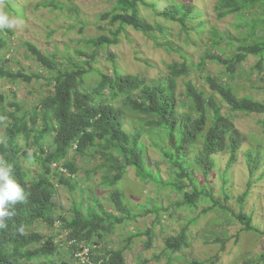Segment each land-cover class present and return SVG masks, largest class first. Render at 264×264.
I'll return each instance as SVG.
<instances>
[{
    "label": "trees",
    "instance_id": "1",
    "mask_svg": "<svg viewBox=\"0 0 264 264\" xmlns=\"http://www.w3.org/2000/svg\"><path fill=\"white\" fill-rule=\"evenodd\" d=\"M138 5L155 8L154 3L147 4L145 0H117L110 11L103 13L101 19L107 21L108 26L113 29L108 28L106 35L101 33L81 41L90 48V51L86 53L83 50H74V55L82 58L80 63H76L73 57L67 55L61 58L65 66L59 68L55 55L47 57L34 45L25 44L29 54L51 74L44 80L52 90L38 102L29 115L17 116L15 111L6 113L10 123L5 129L3 140L0 141V156L11 165L13 178L29 196L27 203L16 206V215L8 221V227L0 230V264H43L57 254L59 247H65L59 246L55 241L57 233L44 236L26 232V229L35 223H42L54 229L56 219L60 220V230L68 231L66 240L74 239L76 242L72 247H65L70 256L72 250L79 244L89 243L99 247L93 249L97 254L96 259L103 258L105 264H125L123 249L112 250L100 242L116 226L145 215L144 211L132 213L123 199L122 192L116 189L127 169H133L135 177L141 182L153 183L180 193L182 199L174 204L175 209L184 207L193 210L200 199L204 198L207 201L209 199V208L203 211L219 209L229 212L243 226L244 231L260 233L258 228L253 226L251 216L242 210L233 213L224 205L230 198L223 190L226 185L223 180L224 174L220 175L222 202L213 198L210 192L206 193L203 188H197L195 185L190 169V155L197 142L200 141L201 145L192 155V163L200 171L202 179L206 180L216 168L213 156L224 150L229 154L225 171L234 165L242 138L231 119L221 112L215 98L213 96L206 98L204 93L197 90L189 81L185 83L186 100L179 105L176 79L185 75L188 70L186 65L180 68L172 65L170 75L164 82L152 84L144 78L120 72L114 64L110 74L96 71L92 67L101 50L118 43L125 27L142 33L148 40L157 44L154 32L162 33L164 29L158 24L151 26L146 23L139 16ZM49 6L53 9L59 8L54 1ZM213 12L219 20L227 16H236L239 19L237 28L243 36L241 34L237 38L239 44L231 56L208 54L200 60V64L210 60L221 65L226 74L233 75L247 56H254L258 58L254 70L262 72L264 0H216ZM156 14L185 28L186 19L192 16L193 9L185 4H171ZM104 29L106 28H101ZM221 40L224 39L218 34L215 38L209 39L215 49ZM5 47L6 42L0 36V49ZM106 55L112 58L111 54ZM93 71L97 72L98 80L91 90H87L83 87L81 78ZM5 77L27 82L32 78L36 80L42 78L38 74L30 76L20 72L10 74L2 68L0 61V79ZM204 81L212 94L218 95L221 102L228 107L230 113L264 116V103L249 97H236L230 86L219 83L213 77L206 76ZM120 98L123 106L146 119L144 126L127 130L123 107L114 105ZM9 106L16 107V103L11 102ZM262 122L264 123V120ZM146 127L161 132L166 139L167 146L156 142L154 148L171 168L173 180L170 182L163 181L157 173H152L146 168L145 144L141 140ZM18 137H22L24 145L31 149L30 154L18 146ZM46 139H49L47 145ZM69 151L73 154L68 160ZM244 156L248 175L245 191L236 198L240 206L252 185L262 176L255 177L262 164L261 150L257 149L255 152L248 150ZM78 157L95 158L90 172L101 173L100 184L110 190L109 197L114 213L104 211L99 203L92 199L93 207H86L84 211L78 204L72 208L70 217L55 215L57 187L63 186L70 191L76 189L72 176L77 171L75 159ZM19 158L36 163L39 168L31 181H27V172L21 166ZM59 163L62 164L64 172H53L52 165ZM52 175L57 177L56 182L53 181ZM184 180L189 186L185 187ZM157 210L156 208L149 212L157 214ZM21 225L23 232L18 230ZM186 232L187 225L177 235L164 238L161 254L178 253L187 247ZM139 236H146L145 248H150L153 239L152 228L130 234L127 242ZM166 264L171 262L167 261ZM189 264L204 263L192 260ZM208 264H212V259Z\"/></svg>",
    "mask_w": 264,
    "mask_h": 264
},
{
    "label": "rangeland",
    "instance_id": "2",
    "mask_svg": "<svg viewBox=\"0 0 264 264\" xmlns=\"http://www.w3.org/2000/svg\"><path fill=\"white\" fill-rule=\"evenodd\" d=\"M52 1L56 2L59 8L50 7ZM145 1L147 4L154 3L155 8L138 5L139 16L151 26L158 24L164 29L162 33L154 32L157 44L148 40L142 33L125 27L118 43L101 50L92 67L96 71L110 74L114 64L120 72L144 78L152 84L164 82L170 75L172 65L176 68L186 65L188 70L185 75L176 79L179 105L186 100L185 83L189 81L197 90L202 91L206 98H215L221 112L231 119L242 138L234 165L225 171L229 154L224 150L213 156L216 168L206 180L202 179L200 171L192 163V155L201 145L200 141L197 142L190 155V169L195 185L197 188H203L206 193L210 192L213 198L222 202L220 175L224 174L226 185L223 190L230 196L224 205L233 213L242 210L251 216L253 226L258 228L260 233L244 231L243 226L229 212L219 209L203 211L209 208V199H200L193 210L184 207L175 209L174 204L182 199L180 193L153 183L141 182L135 177L133 169H127L116 189L122 192L123 199L132 213L144 211L145 215L116 226L100 243L112 250L123 249L125 264H138L143 261L147 264H166L167 261L171 264H189L192 260L208 264L211 259L212 264H264V116L230 113L228 107L221 102L218 95L212 94L204 81L206 76L213 77L219 83L230 86L236 97H249L264 103V59L262 72L254 70L258 58L247 56L233 75L226 74L221 65L210 60L200 64V60L208 54L229 57L235 52V47L239 44L237 38L241 34L243 36L237 28L239 19L233 15L217 19L213 12L216 0ZM116 2L117 0H0V9L18 21L14 27L0 29V36L6 42V47L0 49L2 68L10 74L20 72L26 76L38 74L42 77L39 80L32 78L29 82L13 80L10 77L0 79V116L7 118L0 123V141L3 140L5 129L10 123V118L6 116L9 112L15 111L17 116L29 115L38 102L52 90L44 80L51 74L29 54L25 44L34 45L47 57L55 55L59 68L65 66L61 58L67 55L73 57L76 63H80L82 58H77L74 50L89 53L90 48L81 41L101 33L106 35L108 28L113 29L108 26L107 21L101 19V15L110 11ZM171 4H185L193 9L192 16L186 19L185 28L157 16V12ZM102 27L106 29L101 30ZM216 34L224 39L219 41L217 49L213 48L209 41L215 38ZM106 53L111 54L112 58ZM96 71L81 78L85 89L91 90L97 82ZM121 100L122 98L118 99L114 105L123 107L127 130L144 126L146 119L123 106ZM11 102L16 103L17 108L9 106ZM141 140L145 144L146 168L152 173H157L163 181H172L171 168L154 148L156 142L167 146L163 134L146 127ZM48 141L49 139L45 140L46 145ZM17 142L22 150L31 153V149L24 145L22 137H18ZM257 149L261 150L262 164L255 177L262 176L252 185L240 206L236 198L245 191L248 175L244 153L248 150L255 152ZM72 154V151H69L68 160L72 158ZM19 162L27 172V181H31L39 171L36 163L23 158H19ZM75 163L77 171L72 179L76 189L70 191L63 186L57 187L55 215L70 217L72 208L78 204L84 211L86 207H93L92 199H95L104 211L114 213L109 197L110 190L100 184L101 173L90 172L95 158L78 157ZM52 166L53 172H64L61 163ZM52 178L57 181L56 176L52 175ZM183 183L185 187L189 186L185 180ZM188 189L189 187L186 188ZM156 208L157 214L149 212ZM186 225L187 247L178 253L161 254L164 238L177 235ZM148 228H152L153 233L150 248H145L146 236L132 238L127 242L130 234ZM26 232L44 236L58 234L53 228L42 223H35L26 229ZM43 264H71L70 253L67 248L59 247L57 254Z\"/></svg>",
    "mask_w": 264,
    "mask_h": 264
},
{
    "label": "clouds",
    "instance_id": "3",
    "mask_svg": "<svg viewBox=\"0 0 264 264\" xmlns=\"http://www.w3.org/2000/svg\"><path fill=\"white\" fill-rule=\"evenodd\" d=\"M18 21L11 17L7 12L0 9V29L5 27H14ZM7 118L0 116V123ZM29 194L13 178L11 165L0 156V230L8 227V221L16 215V206L28 201ZM23 232V226L18 229Z\"/></svg>",
    "mask_w": 264,
    "mask_h": 264
},
{
    "label": "built area",
    "instance_id": "4",
    "mask_svg": "<svg viewBox=\"0 0 264 264\" xmlns=\"http://www.w3.org/2000/svg\"><path fill=\"white\" fill-rule=\"evenodd\" d=\"M53 227L54 230L58 232L57 239L55 241H57L59 246L72 247L76 243L74 239L66 240L68 231L65 229L60 230V220L56 219ZM60 240L65 242L62 243ZM95 247L96 246H92L89 243L79 244L78 247L72 250L71 264H105L103 258H95L97 256V254L93 252Z\"/></svg>",
    "mask_w": 264,
    "mask_h": 264
}]
</instances>
